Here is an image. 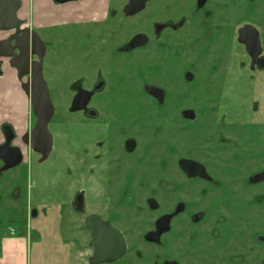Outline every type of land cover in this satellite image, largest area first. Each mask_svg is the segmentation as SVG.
I'll return each instance as SVG.
<instances>
[{
	"label": "rangeland",
	"instance_id": "rangeland-1",
	"mask_svg": "<svg viewBox=\"0 0 264 264\" xmlns=\"http://www.w3.org/2000/svg\"><path fill=\"white\" fill-rule=\"evenodd\" d=\"M215 1L223 2V0ZM225 2L230 3V0ZM38 3L39 1L35 0L30 9V21L34 15L32 20L34 24H36L37 14L41 16L46 11ZM155 8L154 5L150 6L136 20L153 18ZM235 13L236 15L233 16L225 15L224 18L232 19L230 24L241 21L253 24L260 31L264 46V0H237ZM44 20L43 16L42 21ZM31 26L36 28L32 24ZM107 26V23H104L105 29L101 33H99L101 28L96 26L97 29L94 27L93 32L97 31L98 36L105 38ZM129 29L132 34L136 27L131 25ZM36 32L43 42L48 44L43 62V78L54 106V115L49 125L54 143L45 161L37 162L38 156L27 148H23V163L0 174V197L2 198L0 236L5 235L0 242L4 244V238L9 237L10 228L16 227L3 225L6 217H10V220H15L27 229L29 226L51 229L57 227L60 221L61 230L66 238L76 236L79 240V243L69 244L70 250L64 255L63 264H89L87 258L90 251L86 248L88 238L83 229V218L76 214L70 205L75 192L83 190L86 213L103 212L125 235L128 253L125 258L113 264H157L154 262L159 252L173 253L172 255L179 258L183 264H191V262L232 264L230 258L234 256L252 259L255 264H260L264 260V243L255 244L252 237L254 234L264 235V183L251 185L247 179L264 169V74H259L260 79L252 76L254 86H251L250 92L244 88L245 86H241L240 94L233 92L230 98L220 99L222 86H213L216 83L220 85L217 79L212 81L215 75L210 76L211 81L204 80L207 69L206 60L203 55L198 54L195 69L200 83L189 87L180 81L177 84H171L170 64L160 70L157 76L144 81L145 84L165 89L168 101L171 99V94L177 90L185 93V101L188 106L190 105L198 112V119L193 123H182L173 119L174 111L168 110V114L164 115L165 107H146L143 111L145 113L148 111L150 116L140 126L141 132L145 131L138 134L140 141L147 139L149 131L158 132L157 129L162 128L163 132H169L174 127L178 128V132L183 131L186 134L198 132L228 138V145L221 148L220 144L216 146L212 144L210 151L204 147H198L193 154L184 152L182 155L205 162L211 168L221 169L220 179L226 187L238 190L232 201H222L212 206L207 202L206 197L213 196L215 194L213 188L216 187L203 186L198 181L188 180L180 174L175 177L176 181L172 182L175 183V187L169 188L170 191H164L159 187L142 188L143 195L139 194L136 197L133 192L123 194L125 176L120 174L113 177L114 180L117 178L119 181L113 182L108 196L102 194L100 190L102 185L97 186L99 182L92 171L94 161L91 160V153L82 152L90 145L92 137L97 134L106 136L108 128L99 127L97 131L95 130L97 126L93 127V122L81 117V113L70 112V102L76 87L72 85L75 82L85 83L86 86L81 87L90 90L91 86L88 85L95 78V74L99 73L109 86L113 83L111 91L108 92L113 101L112 104L122 109L128 107L127 110H130L132 108L129 103L142 96L138 87L142 86L140 81L145 78L144 74L138 72L136 65H131L129 71L125 72L128 76L118 74L117 78L110 77L111 70L98 63L97 58L94 57L95 53L91 51V39L85 37L87 32L82 28L65 26L47 29L43 27L37 28ZM224 36V51L227 53L233 50L231 48L233 27L227 26ZM103 37L100 41H103ZM114 42L115 46L121 44L119 40ZM201 43L195 46L194 51L196 47L201 46ZM162 56L157 59L160 58L163 66L165 58ZM98 60L101 59L98 58ZM129 61L134 62L136 59L130 57ZM108 63L110 67H113V56L108 58ZM174 73L176 75L178 71L175 70ZM251 75L243 71L240 76L241 82L251 83ZM136 83H139V86H136ZM148 99L146 96L140 98L141 103H146ZM256 100L262 102L259 104L262 117L255 119L251 124H246L243 121V115L252 113ZM168 101L163 106L169 107ZM221 117H225V125L221 123ZM80 122H83L81 127H79ZM98 163H101V160ZM15 189H17L16 197L13 198L15 200L10 202V192ZM150 190H153V198L158 203L157 211H151L145 203ZM208 191L209 194H207ZM222 192L224 193L222 198L229 199V190L223 189ZM178 202H183L187 209L185 214L172 221L174 229L167 234L165 247L159 248L147 244L143 236L153 228L155 219L160 214L173 210ZM31 209H34L39 217L36 221H30ZM59 210L63 213L62 215L58 214ZM196 212L204 213L206 218L201 224L192 225L187 217ZM215 219H219L217 223ZM181 227H188L189 230L184 234L176 235L174 230ZM216 227L222 230L214 240L208 235L201 237L198 234V232L208 234L210 228ZM47 240L51 242L50 238L45 239ZM6 248L11 255L14 253L21 255L27 264H37L33 253L29 255L25 246H13L9 243Z\"/></svg>",
	"mask_w": 264,
	"mask_h": 264
},
{
	"label": "flooded vegetation",
	"instance_id": "flooded-vegetation-1",
	"mask_svg": "<svg viewBox=\"0 0 264 264\" xmlns=\"http://www.w3.org/2000/svg\"><path fill=\"white\" fill-rule=\"evenodd\" d=\"M130 1L75 0L60 3L56 0H45L43 4L46 10L44 13L45 20L42 21L43 27L47 29L56 27L64 28L65 26L77 29L82 28L83 31L87 32L85 37L91 39V51L95 53L94 57L97 58L98 63L103 64L106 69L111 70L112 75L110 77L113 79L117 78L118 74L128 76V73L126 75L125 72L129 71L131 65H136L138 72L144 74L145 77L140 81L142 86L140 88L138 87V90L142 94L140 98L146 96L149 99L146 103H141L140 98L134 99L129 103L132 108L130 110H127L128 107L122 109L112 104L113 101L108 92L111 91V85L113 83L109 86V83L105 82L99 73L95 74V78L88 85L91 86L90 90L81 87L83 85L86 86L85 83L75 82L72 85L76 87L70 102V112L81 113V117L93 122V127L97 126V129H95L97 131L99 127L102 129L108 128L106 136H99L97 134L91 139L94 141H91L89 143L90 145L82 150L86 154L91 153V160L94 161L92 171L96 175V180L99 182L97 186L102 185V188H100L102 194L109 196L113 182L119 181L117 178L114 180L113 177L123 174L125 176L123 194L125 192L132 194L133 192L136 197L139 194L143 195L144 191L142 188L159 187L163 188L164 191H170L169 188L175 187V183L172 182H175V177L180 174L188 180L198 181L203 186L216 187L213 188L215 194L213 196L207 195L206 197L208 199L207 202L211 203L212 206L222 201H232L234 194L238 193V190L226 187L220 179L221 169L211 168L205 162H200L194 158L182 155L184 152L193 154L198 147H204L207 151H210L212 144L215 146L220 144L221 148L224 145H228V138H224V136L218 137L217 134L213 136L212 134L206 135L198 132L186 134L183 131L178 132V128L174 127L169 132H163L162 128L161 130L158 128V132L149 131L146 136L147 139L143 142L140 141L138 137V134L142 130L140 126L150 116L148 115V111L146 113L143 111L146 107H165L163 109L164 115L168 114V110L174 111L175 118L173 119L182 123H193L198 119V112L191 108L190 105L188 106L185 101V93L177 90L171 94V99L168 101L165 89L155 85L145 84L144 81L157 76L160 70L165 69L170 64L172 74L171 84H177L180 81L183 85L189 87L195 83H200L195 64L198 54H201L200 56H204L203 58L206 60L207 65L204 80L211 81L210 76L215 75L212 81L217 79L220 85H216V83L213 86H222L220 88V99L230 98L233 92L240 94L241 86H245L244 88L250 92L252 90L251 86H254L252 76L260 79L258 77L259 74H264V46L260 31L247 21L230 24L233 20L224 18L225 15H236L237 0H230V3H226V0H223V2H216L215 0H144L143 6L138 11L132 5L131 9L126 10ZM153 5L156 7L153 18L142 19L141 21L136 20ZM139 7L136 6V8ZM21 8L22 0L19 11ZM19 11L18 19L21 21V27L19 29L29 28L31 31L36 32L37 28L30 26L32 19L30 21V17L26 19L20 18ZM104 23L108 25L105 38L98 36L97 31L93 32L94 27L96 29L97 27L101 28L99 33L103 32L105 29ZM131 25L136 27V30L132 34L129 29ZM227 26L233 27V43L231 46L233 50L226 53L224 51V32ZM244 27H253L257 31L260 46L259 51H253L251 54L247 51L246 45L239 41V31ZM14 32H0L2 34L1 39L9 37ZM102 37L104 39L100 41ZM116 40L121 41V44L115 46L114 41ZM200 42H202L201 46L196 47L194 51L195 46ZM43 44L45 51L41 61L36 55H30L29 57L30 63L41 62L42 73L44 69L43 62L48 48L46 42H43ZM112 48L116 50L114 53ZM16 54L18 55L19 53L17 52ZM99 55L102 56L99 57ZM110 56L114 57L113 67H110L108 63ZM159 56L165 58L163 66L160 62L161 60H159L160 58L157 59ZM130 57H134L136 61H129ZM98 58L101 60H98ZM3 68L15 71L17 79L20 82V89L25 94L22 85L27 83L31 76L26 75L19 78L16 70L9 65V59L7 58H0V73ZM175 70L178 71L176 75L174 73ZM243 71L252 74L250 76L251 83L241 82L240 76ZM226 80L228 81L226 82ZM138 84L136 83V86H139ZM87 93L90 94L89 98L86 104L81 107ZM25 96L29 99L26 94ZM96 97L101 99H95ZM167 101L169 102V107L163 106ZM261 103L259 100L254 101L252 113L243 115V121L246 124H251L255 119L262 117L260 113L261 106L259 105ZM73 104L75 109H71ZM30 111L32 124L22 133H18L9 122L0 124V146L5 144L6 137L8 136L10 137V147L18 148L21 153V162L17 166L23 163V148H27L30 152L36 154L38 156L37 162L39 163L48 158L53 148L54 138L49 130L53 116L48 123V130L52 135V145L45 160L40 161L41 155L34 152L29 144L24 142V138L28 139L29 133L36 124V116L31 110V104ZM220 120L225 125V117H221ZM82 123H79V127H81ZM5 128L8 130H5ZM144 132L142 131L141 133ZM26 135L27 137H25ZM99 160H101V163H98ZM0 164V174L17 167L3 170L5 163L1 159ZM247 182L251 185L264 183V169L249 176ZM219 185L222 186L220 187ZM223 189L229 190V199L222 198L224 196ZM16 191L17 189L10 192V202L15 200L13 198L16 197ZM216 192H218L217 195ZM207 194H209V191ZM84 197L83 190L76 191L70 205L73 211L83 218V229L88 238L86 248L90 251L87 258L88 263L93 252L89 245L90 237L85 228V219L91 215L98 216L103 223L111 225L119 231L125 243V253L120 259L114 262L122 260L128 253V246L123 231L115 226L103 212L95 211L86 213ZM1 200L2 198L0 197V203ZM145 203L151 211L158 210V203L153 198V190H150V194L146 197ZM196 205L199 206V204ZM78 206H81L80 210L77 209ZM186 209L187 206L183 202H178L174 205L173 210L160 214L155 219L153 228L144 234L143 240L149 245L159 248L163 246L164 248L167 234H170L174 229L171 224L172 221L178 216L185 214ZM58 214L62 215L63 213L59 210ZM35 215L36 211L31 209L30 221L39 219ZM167 216L168 221L165 223L166 225L159 224V221ZM6 218L3 221V225L10 227L14 225L16 227L10 228L9 237L4 238V244L0 242V264H27L21 255L16 253L11 255L6 248L9 243L13 246H25L29 255L33 253L37 264H63L65 260L64 255L70 250L69 244L71 242L73 244L79 243L78 237L76 238V236L66 238L61 230L60 221L57 227L51 229L31 228L30 226L27 229L15 220H10V217ZM187 218L192 225H198L205 220L206 216L202 212H196L189 214ZM218 220L215 222L217 223ZM1 227L3 226L1 225ZM79 229L80 227L77 229L78 232L80 231ZM187 230H189L188 227L176 228L174 233L180 235L186 233ZM221 230L218 227L210 228L208 234L206 232H198V234L201 237L208 235L214 240ZM3 237H5L4 234L0 236V240ZM47 238H50L51 242L49 240L45 241ZM252 238L255 244L264 243V235L254 234ZM224 243L226 244L227 242ZM159 253L155 256L158 261L156 260L157 262L155 261L154 263L183 264L179 258L172 255L173 253ZM230 261L232 264H255L254 260H249L242 256L231 257ZM114 262L107 264H113ZM191 264L198 263L191 262ZM260 264H264V260Z\"/></svg>",
	"mask_w": 264,
	"mask_h": 264
},
{
	"label": "water",
	"instance_id": "water-1",
	"mask_svg": "<svg viewBox=\"0 0 264 264\" xmlns=\"http://www.w3.org/2000/svg\"><path fill=\"white\" fill-rule=\"evenodd\" d=\"M56 1L63 3L75 0ZM143 1L131 0L126 10L131 9L132 6L135 7L136 11L140 10ZM136 6L140 7L136 8ZM20 7L21 0H0V32L15 31L9 37L0 40V58L9 59V65L16 70L19 78L26 75L31 76L29 81L22 85V88L30 99L31 110L36 116V124L29 133L28 139L24 138V142L29 144L34 152L40 154V161H43L51 150L52 135L48 130V123L53 116L54 108L47 84L43 78L42 64L39 61L30 63L29 57L36 55L41 61L45 47L35 31H31L29 28L19 29L21 27V21L18 19ZM239 41L246 45L247 51L251 54L253 51L260 50L258 33L253 27L242 28L239 31ZM89 95V93L86 94L81 107L86 104ZM71 109H75L74 104ZM5 130L8 129L5 128ZM9 144L10 137L7 136L5 144L0 146V159L5 163L3 170L17 166L22 158L19 149L10 147ZM77 209L80 210L81 206H78ZM167 221L168 216L161 219L159 224L164 225ZM85 228L90 237L89 245L93 252L89 260L90 264H107L123 256L125 243L117 229L111 225H106L96 215L86 217Z\"/></svg>",
	"mask_w": 264,
	"mask_h": 264
},
{
	"label": "crops",
	"instance_id": "crops-1",
	"mask_svg": "<svg viewBox=\"0 0 264 264\" xmlns=\"http://www.w3.org/2000/svg\"><path fill=\"white\" fill-rule=\"evenodd\" d=\"M38 1V5L43 7L45 0ZM34 2L35 0H22V8L19 11L20 18L26 19L31 16L30 9ZM39 15L37 14L36 24L32 21V25L36 28L43 27L42 17L44 15ZM1 38L2 34H0ZM5 122H9L18 133L27 130L32 124L29 99L21 91L15 71L7 68H3L0 73V124Z\"/></svg>",
	"mask_w": 264,
	"mask_h": 264
}]
</instances>
